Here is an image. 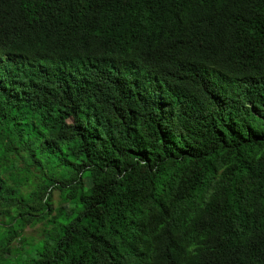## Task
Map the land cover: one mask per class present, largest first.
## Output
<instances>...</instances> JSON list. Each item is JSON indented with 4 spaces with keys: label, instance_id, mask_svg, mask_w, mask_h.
I'll return each instance as SVG.
<instances>
[{
    "label": "trees",
    "instance_id": "obj_1",
    "mask_svg": "<svg viewBox=\"0 0 264 264\" xmlns=\"http://www.w3.org/2000/svg\"><path fill=\"white\" fill-rule=\"evenodd\" d=\"M8 261L264 264V0H0Z\"/></svg>",
    "mask_w": 264,
    "mask_h": 264
},
{
    "label": "rangeland",
    "instance_id": "obj_2",
    "mask_svg": "<svg viewBox=\"0 0 264 264\" xmlns=\"http://www.w3.org/2000/svg\"><path fill=\"white\" fill-rule=\"evenodd\" d=\"M40 228H41L40 225H34L33 227H26L24 229L23 233H24V235L26 237L35 238L36 237V233L35 232H36V230H39ZM14 244L18 245V243L16 241H14L13 246H15ZM0 264H5V263L0 262ZM8 264H15V262L14 261H11V262L8 261Z\"/></svg>",
    "mask_w": 264,
    "mask_h": 264
}]
</instances>
